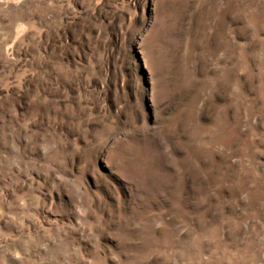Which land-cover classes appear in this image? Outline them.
I'll return each instance as SVG.
<instances>
[{
    "label": "rangeland",
    "instance_id": "rangeland-1",
    "mask_svg": "<svg viewBox=\"0 0 264 264\" xmlns=\"http://www.w3.org/2000/svg\"><path fill=\"white\" fill-rule=\"evenodd\" d=\"M0 264H264V0H0Z\"/></svg>",
    "mask_w": 264,
    "mask_h": 264
}]
</instances>
